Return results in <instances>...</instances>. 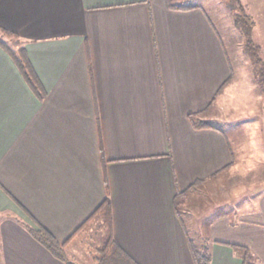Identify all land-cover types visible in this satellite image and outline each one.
<instances>
[{
	"label": "crops",
	"instance_id": "0c3cea01",
	"mask_svg": "<svg viewBox=\"0 0 264 264\" xmlns=\"http://www.w3.org/2000/svg\"><path fill=\"white\" fill-rule=\"evenodd\" d=\"M171 3L0 0V26L18 35L45 89L39 98L0 46V264H65L28 226L62 242L108 195L128 264H195L184 214L202 211L206 193L216 202L236 145L229 129L189 115L211 121L210 109L229 105L235 70L204 7ZM95 226L104 239L97 216L66 245L70 258L97 264L78 243ZM207 235L211 264H244L237 245L264 264V187L215 212Z\"/></svg>",
	"mask_w": 264,
	"mask_h": 264
},
{
	"label": "rangeland",
	"instance_id": "374dc122",
	"mask_svg": "<svg viewBox=\"0 0 264 264\" xmlns=\"http://www.w3.org/2000/svg\"><path fill=\"white\" fill-rule=\"evenodd\" d=\"M178 3L201 4L208 17L214 22L220 37L226 46L230 60L234 64L235 75L230 88L231 98L224 108L216 106L207 112L211 121L223 128L229 129L231 139L236 148V161L228 172L230 176L223 175L216 180V202L211 194L204 195L202 211H192V214H184V220L190 228V234L200 243V235H207L208 223L221 209L239 208L245 202V197L252 195L264 187V92L255 82L256 67L252 64V55L248 51L247 37L252 38L253 43L264 47V0H239L244 10L234 7L236 0H174ZM234 2V3H233ZM234 8V10H233ZM249 15L251 25H238L235 12ZM249 33L247 35V33ZM2 38L13 49L20 46V40L16 37L1 33ZM260 75V73H258ZM253 77V83L250 77ZM253 85V95L250 96V85ZM249 105L251 108L249 109ZM248 110V111H247ZM216 203V208L212 206ZM199 212V213H197ZM201 213V214H200ZM193 225L194 227H192ZM91 235L93 241L87 239L79 242L82 247L91 250L93 257H100L103 245V237L93 227ZM208 236V235H207ZM85 239V238H83ZM83 247V248H84ZM115 259L120 264H128L126 258L117 254ZM89 258H79L77 264H88Z\"/></svg>",
	"mask_w": 264,
	"mask_h": 264
},
{
	"label": "trees",
	"instance_id": "16d2710c",
	"mask_svg": "<svg viewBox=\"0 0 264 264\" xmlns=\"http://www.w3.org/2000/svg\"><path fill=\"white\" fill-rule=\"evenodd\" d=\"M234 3V2H233ZM173 7L178 8H189L193 7L194 5L190 3H171ZM236 6V7H235ZM235 9L240 8L241 10H244L242 4L239 2V0H236L234 4ZM234 10V8H233ZM235 12L236 16V23L238 25H251L252 21L249 17V15L239 13L237 11ZM1 33L5 35H9L12 37H18L16 33L9 31L6 28H3L0 26ZM247 33V32H246ZM249 33H247L248 35ZM247 49L252 55V59L256 66V72L255 76L256 79L264 83V63L262 61V58L260 56V48L258 45L253 43L252 38L250 36L247 37ZM0 46L3 47L8 54L13 58L14 62L20 69L21 73L23 74L24 78L32 88V90L37 94L39 98H43L45 96V89L36 74L32 63L28 57L27 50L24 46H19L16 50L13 49L8 45V43L2 38L0 35ZM260 73V75L258 74ZM229 80V79H228ZM227 80V81H228ZM227 81L224 82V84L220 87V92L225 84H227ZM200 113H190V119L194 126L196 127H216L220 126L213 124L212 121L208 119H202L199 116ZM106 178V177H105ZM186 203V196L185 192H180L177 194L175 198V206L178 210V213H182V208L184 204ZM97 216H101L103 218V223L106 229L104 239H103V245L101 247L102 255L100 257H96L97 264H120L119 261L115 259L116 255L120 251L118 249V245L116 244L113 233H112V203L110 196H106V198L102 201V203L95 209V211L90 215L71 235L64 241H58L51 233H49L44 228H36L32 226H28L30 232L34 237L43 245L48 248L54 256L61 259L65 262V264H77L75 260L70 258L66 252V245L69 243V241L77 234L79 233L86 225L87 223L91 222V220ZM189 246L190 250L194 259L195 264H211L212 256L210 252L207 250L206 247H203L201 243H199L195 238L189 237ZM236 250L239 252V254L242 256L243 263L244 264H257L256 255L247 247L243 246H235Z\"/></svg>",
	"mask_w": 264,
	"mask_h": 264
}]
</instances>
